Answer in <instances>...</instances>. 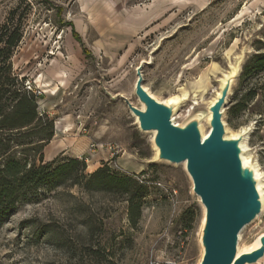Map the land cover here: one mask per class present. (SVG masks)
Masks as SVG:
<instances>
[{
  "label": "rangeland",
  "instance_id": "rangeland-1",
  "mask_svg": "<svg viewBox=\"0 0 264 264\" xmlns=\"http://www.w3.org/2000/svg\"><path fill=\"white\" fill-rule=\"evenodd\" d=\"M3 27L21 35L2 64L9 65L5 75L33 92L42 119L40 133L13 147L16 158L28 154L39 166L38 152L23 150L52 124L43 164L78 160L85 179L32 189L0 216V264H200L204 211L191 180L183 165L155 162L153 135L139 130L119 96L140 108L136 69L148 63L143 87L155 100L188 93L172 117L183 125L205 109L193 102L200 80H209L207 98L230 65L243 59V69L264 55V0H0V33ZM263 95L264 75L238 78L222 118L226 132L249 127L245 154L261 173ZM237 104L247 106L232 112ZM102 168L146 185L135 227L123 198L88 183ZM253 223L238 236V249H252L264 234V213Z\"/></svg>",
  "mask_w": 264,
  "mask_h": 264
},
{
  "label": "water",
  "instance_id": "water-1",
  "mask_svg": "<svg viewBox=\"0 0 264 264\" xmlns=\"http://www.w3.org/2000/svg\"><path fill=\"white\" fill-rule=\"evenodd\" d=\"M141 62L136 69L135 96L142 109L133 107L122 96L129 112L136 118L141 132L152 134L157 150L155 162L184 165L192 183V192L203 207V226L199 242L202 248L200 264H256L264 257V234L259 247L237 256L238 236L262 211L258 177L242 162L241 142L247 134L225 138L223 109L231 94L233 83L239 78L242 63L224 81L220 95L209 108L210 132L202 137L200 119L194 115L183 125H176L172 117L175 103L155 100L143 87Z\"/></svg>",
  "mask_w": 264,
  "mask_h": 264
},
{
  "label": "trees",
  "instance_id": "trees-1",
  "mask_svg": "<svg viewBox=\"0 0 264 264\" xmlns=\"http://www.w3.org/2000/svg\"><path fill=\"white\" fill-rule=\"evenodd\" d=\"M0 44V216L8 213L16 204L24 202L27 194L32 189L43 188L48 192L55 187L65 185L76 186L85 179V164L78 160H68L61 164L54 165V162L43 164L42 144L52 137V124L44 138L38 140L27 151H37L39 163L29 161V155L24 154L23 159L16 158L14 148L22 145L21 142L28 138V135L40 133V117L37 116L34 107L35 95L30 89L19 85L16 78L6 76L9 65L7 63L13 48L20 41V33L14 29L11 33L8 28H1ZM264 75V55L253 56L243 67L240 80L251 76ZM255 94H251L254 96ZM264 96V95H263ZM3 99V102L1 100ZM252 99V98H250ZM247 106L237 104L233 109ZM44 142V143H42ZM14 147V148H13ZM40 151V152H39ZM88 183H92L93 189L117 195L127 203L128 222L135 227L141 217L143 199L147 194V187L143 182L136 181L132 177L111 174L107 169H98L87 177Z\"/></svg>",
  "mask_w": 264,
  "mask_h": 264
},
{
  "label": "bare ground",
  "instance_id": "bare-ground-1",
  "mask_svg": "<svg viewBox=\"0 0 264 264\" xmlns=\"http://www.w3.org/2000/svg\"><path fill=\"white\" fill-rule=\"evenodd\" d=\"M242 61H243V59H239L236 63H235V65L234 64H232V65H230V68L232 69V71H230V72H224V73H222V75H221V77L218 79V82H217V87L213 90V92L209 95V97H207L206 98V95H208L207 94V91L209 90V86H210V84H209V80H208V78L207 77H205L204 79H202V80H200V82L198 83V85H197V87H196V90H195V92H194V95H193V102H194V106H199V104L201 103L204 107H205V109L203 110V111H201V112H199V113H196L195 115H197L198 117H199V119H200V122H199V129H200V132H201V134H202V137H206L207 135H208V133L210 132V125H209V122H210V118H211V114H210V112H209V108L214 104V102L216 101V99L219 97V95H220V89H221V87H222V84L224 83V81L226 80V79H228L229 77H231V75H233L235 72H236V69H237V66H238V64H241L242 63ZM56 76H55V78L56 79H58V82L62 85L64 82H63V80H65L66 79V77H65V73H64V71H58V72H56ZM206 76V75H205ZM56 89V88H55ZM145 89V88H144ZM146 90V89H145ZM147 91V90H146ZM148 92V91H147ZM149 93V92H148ZM191 98V97H190ZM188 99H189V95H188V93H186V92H184L181 96H175V97H173V98H170L168 101H166V102H162V103H165V104H167V103H169V102H173V103H175V105H176V107H175V114L177 113V111H178V109H179V107H181L186 101H188ZM158 102H160V101H158ZM140 109H142V106L140 105ZM224 110V109H223ZM174 114V115H175ZM173 115V116H174ZM135 118V117H134ZM136 119V118H135ZM173 122L176 124V122H175V120L173 119ZM176 125H178V124H176ZM179 126V125H178ZM249 132H250V129H249V127H243V128H241L240 130H239V132L237 133V134H233V133H229V132H226V135H225V138H236V137H238L239 135H241V134H247L245 137H244V139L242 140V142H241V148L243 149V153H242V155H241V159H242V162L244 163V164H246V165H249L252 169H253V171H254V173H255V175L258 177V179H259V181H258V190H259V192H260V197H261V202H262V211H261V213H260V215L256 218L257 220L263 215V213H264V186H263V181H264V173H261V172H259L258 171V169H257V167L258 166H253L252 165V162L249 160V158H248V155L247 154H245V141H246V139H247V137H248V134H249ZM227 133H229V136H228V134ZM153 137V136H152ZM154 147V146H153ZM155 149V148H154ZM156 154H157V150L155 149V156H154V159L156 158ZM245 154V155H244ZM181 165H183V167H184V165L185 164H181ZM262 178H263V181L261 182V180H262ZM261 182V183H260ZM255 219V220H256ZM254 220V221H255ZM256 220V221H257ZM203 221H204V219H202V225H201V228H202V226H203ZM253 221V222H254ZM255 221V222H256ZM252 222V223H253ZM254 222V223H255ZM253 223V224H254ZM252 225V224H251ZM250 224H249V226H251ZM248 225L246 226V227H244V230L247 228V227H249ZM243 231V230H242ZM241 231V232H242ZM240 235V234H239ZM242 246V245H241ZM259 247V238H258V240L253 244V246H252V249H248V250H246V251H244L242 248H240L239 247V249H237V256H239V255H241L242 253H248V252H251V251H253V250H255V249H257ZM242 251H244V252H242ZM264 258V257H263ZM262 258V259H263ZM262 259L261 260H259L258 261V263L260 264L261 262H262ZM263 262H264V260H263ZM257 263V264H258Z\"/></svg>",
  "mask_w": 264,
  "mask_h": 264
}]
</instances>
